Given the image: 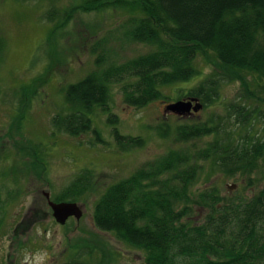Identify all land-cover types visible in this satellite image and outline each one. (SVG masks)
Wrapping results in <instances>:
<instances>
[{
    "label": "trees",
    "instance_id": "obj_1",
    "mask_svg": "<svg viewBox=\"0 0 264 264\" xmlns=\"http://www.w3.org/2000/svg\"><path fill=\"white\" fill-rule=\"evenodd\" d=\"M110 9L127 17L118 26L119 39L148 49L117 62L106 40L93 47L96 67L64 89L66 107L53 117L55 131L91 132L96 143H106L93 119L103 112L122 151L144 147V137L121 132L113 86L136 108L171 99L163 89L203 73L198 64L203 54H211L227 74L213 71L178 100L199 98L212 109L224 99L223 84L235 79L243 92L205 119L175 126L161 122L158 134L173 138L176 146L108 186L95 205V225L143 250L144 264H264V104L249 101L264 87V0H81L63 11L52 5L46 17L54 32L77 12ZM4 48L0 37V64ZM205 173L243 176L254 193L223 194L216 184L202 188ZM94 190V172L84 169L53 199L78 201ZM8 196L0 195V231L22 191ZM59 264L93 263L75 255Z\"/></svg>",
    "mask_w": 264,
    "mask_h": 264
},
{
    "label": "rangeland",
    "instance_id": "obj_2",
    "mask_svg": "<svg viewBox=\"0 0 264 264\" xmlns=\"http://www.w3.org/2000/svg\"><path fill=\"white\" fill-rule=\"evenodd\" d=\"M79 1L0 0V37L5 40L0 64V195L6 199L10 191H22V197L8 207L0 231V264H59L75 255L93 264H144L143 250L95 225L93 213L98 199L108 186L176 146L173 138L158 134L156 127L161 122L175 126L205 119L211 111L221 112L222 104L243 92L241 82L235 79L223 84L224 99L212 109L203 107L188 115L167 111L169 103L187 94V89L206 75L217 69L227 74L211 54H203L198 57L203 73L163 89L171 99L136 108L125 103L119 85L113 86L112 106L120 118L121 132L144 137V147L122 151L103 112L93 119L106 143H96L91 132L72 136L55 131L53 117L66 107L64 89L96 67L93 47L106 40L111 60L117 62L148 49L119 39L118 26L127 17L118 9L77 12L57 23L53 32L54 23L46 17L49 8L54 5L63 11ZM249 101L264 104V87L253 91ZM35 151L44 163L35 158ZM84 169L94 172L95 190L77 201L84 210L81 219L71 217L60 224L45 192L55 198ZM207 174L199 182L202 188L216 184L223 194L254 193L255 188H245L243 176L219 173L208 178Z\"/></svg>",
    "mask_w": 264,
    "mask_h": 264
},
{
    "label": "water",
    "instance_id": "obj_3",
    "mask_svg": "<svg viewBox=\"0 0 264 264\" xmlns=\"http://www.w3.org/2000/svg\"><path fill=\"white\" fill-rule=\"evenodd\" d=\"M203 108V103L199 98L179 99L166 106V110L180 115H188L198 112ZM49 205L53 210L56 220L60 224H65L71 217L81 219L84 214L82 206L77 201H55L49 192H45Z\"/></svg>",
    "mask_w": 264,
    "mask_h": 264
}]
</instances>
